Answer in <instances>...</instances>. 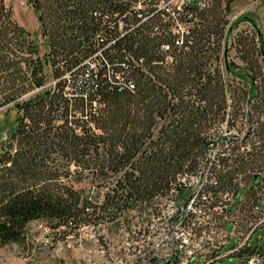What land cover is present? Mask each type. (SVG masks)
Wrapping results in <instances>:
<instances>
[{
    "label": "trees",
    "instance_id": "16d2710c",
    "mask_svg": "<svg viewBox=\"0 0 264 264\" xmlns=\"http://www.w3.org/2000/svg\"><path fill=\"white\" fill-rule=\"evenodd\" d=\"M30 2L42 55L0 0V248L26 244L33 221L66 233L158 216L211 147V190L264 193V35L235 0L187 1L176 24L160 0Z\"/></svg>",
    "mask_w": 264,
    "mask_h": 264
},
{
    "label": "rangeland",
    "instance_id": "374dc122",
    "mask_svg": "<svg viewBox=\"0 0 264 264\" xmlns=\"http://www.w3.org/2000/svg\"><path fill=\"white\" fill-rule=\"evenodd\" d=\"M3 1L4 5L11 6L14 20L32 34L42 55L46 45L40 36L30 0ZM233 8L236 16L245 14L253 19L264 35V0H235ZM243 28L246 25L240 24V29ZM49 81L54 79L49 78ZM4 111L0 107V143L12 118V114L5 115ZM248 124L244 120V127ZM234 135V140L243 137L242 133ZM244 185L245 182L241 181L239 188L243 189ZM244 192H239V198L249 197L255 190ZM161 205L162 211L155 217L150 212L141 215L132 212L119 224H88L66 233L51 230L43 221H33L27 227L26 244L12 243L0 248V264H163L170 259L173 237L171 217L177 208L173 198L163 199ZM261 234L263 237L259 243L263 244L264 227L254 234L251 242ZM235 261L227 258L214 264H234Z\"/></svg>",
    "mask_w": 264,
    "mask_h": 264
},
{
    "label": "built area",
    "instance_id": "2783aa9c",
    "mask_svg": "<svg viewBox=\"0 0 264 264\" xmlns=\"http://www.w3.org/2000/svg\"><path fill=\"white\" fill-rule=\"evenodd\" d=\"M187 1L192 0H160L157 8L163 21L176 24L181 5ZM194 1L203 4V0ZM134 7L138 9L141 5ZM162 49L168 50L169 46L162 45ZM166 59L172 60L170 56ZM218 150L215 147L207 150L206 162L189 178V192L174 201L177 210L171 221L170 258L174 256L176 264H214L227 258L235 259L234 264H264V243H259L263 234L251 242L254 234L264 227V193L239 198L234 186L211 190L209 187L217 186L210 167Z\"/></svg>",
    "mask_w": 264,
    "mask_h": 264
}]
</instances>
